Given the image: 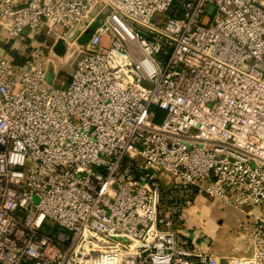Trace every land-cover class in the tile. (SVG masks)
I'll list each match as a JSON object with an SVG mask.
<instances>
[{"label": "built area", "instance_id": "2783aa9c", "mask_svg": "<svg viewBox=\"0 0 264 264\" xmlns=\"http://www.w3.org/2000/svg\"><path fill=\"white\" fill-rule=\"evenodd\" d=\"M199 193L264 264V0H0V264H219Z\"/></svg>", "mask_w": 264, "mask_h": 264}, {"label": "crops", "instance_id": "0c3cea01", "mask_svg": "<svg viewBox=\"0 0 264 264\" xmlns=\"http://www.w3.org/2000/svg\"><path fill=\"white\" fill-rule=\"evenodd\" d=\"M90 34V30L85 32L82 42H86ZM58 62L61 63L59 76L62 77L64 63ZM69 77L70 75L63 77V83L68 81ZM254 211L261 213L260 209ZM184 220L187 226L183 240L187 247L210 253L212 260L219 264H226L229 256L247 255L252 252L251 215L246 211L205 193H199L187 208Z\"/></svg>", "mask_w": 264, "mask_h": 264}, {"label": "water", "instance_id": "95a60500", "mask_svg": "<svg viewBox=\"0 0 264 264\" xmlns=\"http://www.w3.org/2000/svg\"><path fill=\"white\" fill-rule=\"evenodd\" d=\"M213 10V6H210L209 9H208V12H212ZM63 47V49H61ZM64 48H65V45L63 43L62 40L58 41L57 43V52L59 54L63 53L64 52ZM46 78H47V81L49 83H53L54 79H55V69H54V65L53 64H50L49 66V70L47 72V75H46Z\"/></svg>", "mask_w": 264, "mask_h": 264}, {"label": "rangeland", "instance_id": "374dc122", "mask_svg": "<svg viewBox=\"0 0 264 264\" xmlns=\"http://www.w3.org/2000/svg\"><path fill=\"white\" fill-rule=\"evenodd\" d=\"M80 40L81 41L84 40V37H82ZM73 70H74V65H71L69 62L64 64L63 69L61 71V75H63V76L62 77L58 76V79L56 81V85L63 84V77H65L66 75H70L73 72ZM211 197H213V196H211ZM47 230H50V225H48Z\"/></svg>", "mask_w": 264, "mask_h": 264}, {"label": "trees", "instance_id": "16d2710c", "mask_svg": "<svg viewBox=\"0 0 264 264\" xmlns=\"http://www.w3.org/2000/svg\"><path fill=\"white\" fill-rule=\"evenodd\" d=\"M158 111H159V114L162 115V111L160 109Z\"/></svg>", "mask_w": 264, "mask_h": 264}]
</instances>
